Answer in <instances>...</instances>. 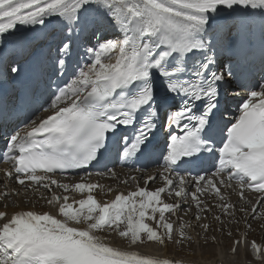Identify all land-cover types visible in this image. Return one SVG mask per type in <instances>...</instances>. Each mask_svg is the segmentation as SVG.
I'll list each match as a JSON object with an SVG mask.
<instances>
[{
    "label": "snow or ice",
    "instance_id": "6c2138e0",
    "mask_svg": "<svg viewBox=\"0 0 264 264\" xmlns=\"http://www.w3.org/2000/svg\"><path fill=\"white\" fill-rule=\"evenodd\" d=\"M52 24L12 51L0 47V80H22L26 58L44 53L8 112L23 113L24 128L6 134L0 186L40 192L52 210L9 215L4 206L0 264H182L134 250L191 246L171 219L182 210L205 244L208 216L232 240L213 264H264V242L248 238L253 223L264 233V0H0V45L18 26ZM257 66L260 78L242 83ZM237 97L235 114L220 111ZM142 161L161 169L144 184L160 186L98 201L90 169L115 178L118 165L146 170ZM72 175L80 182L58 179Z\"/></svg>",
    "mask_w": 264,
    "mask_h": 264
},
{
    "label": "bare ground",
    "instance_id": "6f19581e",
    "mask_svg": "<svg viewBox=\"0 0 264 264\" xmlns=\"http://www.w3.org/2000/svg\"><path fill=\"white\" fill-rule=\"evenodd\" d=\"M56 27L57 25L52 24L49 25L48 28L44 31H52L53 28ZM38 31L39 30L35 32L26 31L24 28L18 26L17 30L12 35H7L4 37L2 45H0V47H2L3 50L12 51V49L18 44H20L22 41L27 40L29 37H34ZM2 169L5 168H0V170ZM115 171L117 173V176L115 178L109 177L107 175H99L90 180V182L97 183L103 186V191L97 189L94 193L98 201L101 203L114 199L115 195L118 192L127 194L129 191L134 189L137 184H143L144 180L147 177V175L137 172H130L124 168H116ZM130 177H136L137 179L133 180L130 179ZM0 179H3L2 171H0ZM58 179H60L61 182L64 183L80 182V179H76L73 177H61ZM125 180H127V183L122 182ZM149 184L152 183L150 182ZM108 189H112V191L109 192ZM3 191L19 192L18 196H9L7 200H5L3 196H0V211H5L4 206L8 205L6 210L9 215H11L17 210H25L30 208H34L39 212L52 211L49 206L46 205L44 200L38 199V197L41 195L40 192L35 193V195H33L31 191L25 193V190L21 186L15 184L14 181L8 184L7 189H4L2 186H0V192ZM68 195L70 197L75 196L76 199L81 198V195L78 193H68ZM252 198L254 199V197ZM165 199L166 201L171 202L167 197H165ZM231 199L236 200V196L232 195ZM175 216H177L176 220ZM171 219L174 221V227L178 228L181 223L185 225L186 234L192 237L191 246H189L187 241H185L183 244L171 243V245L167 244L166 246H160L158 244L151 243L134 250L142 254H150L154 257L174 258L181 261L182 264H213L214 260L224 259L223 253L228 249V247L232 243V240L229 237H223V235L219 231H217L216 229V231H212V228L210 227L209 239L215 236L216 243H212L213 245L209 246L208 244L210 243L205 244L204 232L199 227H195L196 222L192 219L191 213L187 212V210L178 212L176 215H173ZM214 222L216 221L213 220L211 216H208V219L201 221V223H209L210 225H212ZM149 223L151 222L149 221ZM253 224V229H258L256 227V224ZM189 225L192 226L189 227ZM248 238L249 240L254 238L258 243H261L264 242V233H262L259 229L258 236H252V234L250 233ZM107 242H109L113 246H122V243L118 238H112ZM211 247L213 248V251ZM243 255V251H241L239 256L236 257V259H243ZM227 258L229 260L233 259L230 253L228 254Z\"/></svg>",
    "mask_w": 264,
    "mask_h": 264
},
{
    "label": "rangeland",
    "instance_id": "374dc122",
    "mask_svg": "<svg viewBox=\"0 0 264 264\" xmlns=\"http://www.w3.org/2000/svg\"><path fill=\"white\" fill-rule=\"evenodd\" d=\"M190 219V218H189ZM254 225V224H253ZM217 227H218V224L216 223V222H214L212 225H211V228H212V231L214 230V231H216L215 229H217ZM258 233H259V229H255L254 231H252L251 232V234H252V236H258ZM205 234V233H204ZM235 234H236V230H235V228H233V235L235 236ZM207 238H208V240H209V243L210 244H208L209 246H211V245H213L212 244V242H211V239H209V236H210V233H209V231L207 232ZM225 236V238L226 237H228L226 234H224L223 235V237ZM168 245H171V243H168ZM185 248H186V246H185ZM212 248V247H211ZM209 249V248H208ZM185 250V249H184ZM212 251H213V248H212Z\"/></svg>",
    "mask_w": 264,
    "mask_h": 264
}]
</instances>
